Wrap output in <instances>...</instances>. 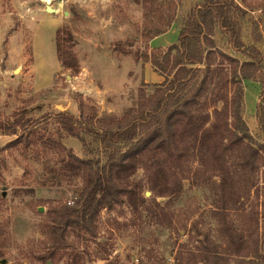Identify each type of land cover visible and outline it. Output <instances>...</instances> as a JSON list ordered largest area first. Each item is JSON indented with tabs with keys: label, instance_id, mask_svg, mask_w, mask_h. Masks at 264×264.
I'll list each match as a JSON object with an SVG mask.
<instances>
[{
	"label": "rangeland",
	"instance_id": "374dc122",
	"mask_svg": "<svg viewBox=\"0 0 264 264\" xmlns=\"http://www.w3.org/2000/svg\"><path fill=\"white\" fill-rule=\"evenodd\" d=\"M145 1L0 0V124L12 121L26 110L28 118L42 120L35 130L37 137L43 136L37 144L25 147L14 145L16 135L0 132V264H68L71 252L79 253L80 264H177V252L183 250V246L194 250L196 237L218 236L220 224L213 215L217 197L212 196L207 185L195 183L194 173L199 171L198 182L205 175L198 170L201 163L191 153L183 160V169L190 176L183 180L185 190L177 197L156 198L142 167L129 183V187L136 183L141 186L146 206L153 204L152 200L167 206L170 223L157 220L144 206L139 209L140 215L136 214L124 202L113 210L102 211L95 237L85 234L78 237L69 232L66 241L73 244L71 249L50 256L51 211L64 204L74 205L86 181L78 173L65 171L61 155L49 147L48 140L61 141L79 157L95 163L106 161V150L98 140L60 134L54 121L50 123L46 116L70 111L80 118L81 97L86 105L85 124L92 122L100 129L102 120H123L125 115L137 111L140 103L146 104L155 97L157 89L166 88L172 77L165 79L168 69L157 68L143 55L146 24L161 26L156 22L159 17L146 13ZM197 1L181 2L177 20L168 31L173 27L179 30ZM248 1L264 3L263 0ZM48 5L54 11H48ZM259 18L261 21L264 16ZM262 27L264 35V25ZM171 33L175 35L174 31ZM250 33L251 28L246 26L247 42L251 40ZM58 39L65 44V52L77 60L76 71L61 66ZM221 46L234 54L225 42H221ZM258 46L264 55V40ZM161 56L162 59L164 56ZM231 67V63L221 57L217 69L230 71ZM238 81L225 83L222 90L214 89L223 100H216L208 108H222L227 99L232 101L240 91ZM242 82L245 119L251 132L257 135L259 126L255 113L263 86L252 79ZM229 117L232 123L231 114ZM128 145L122 142L119 150L125 151ZM260 164L253 173L255 186L246 205L229 213L238 217L245 209L258 206L260 235L264 236L263 159ZM229 165L233 172L240 173L233 157ZM151 249L152 257L148 255Z\"/></svg>",
	"mask_w": 264,
	"mask_h": 264
},
{
	"label": "trees",
	"instance_id": "16d2710c",
	"mask_svg": "<svg viewBox=\"0 0 264 264\" xmlns=\"http://www.w3.org/2000/svg\"><path fill=\"white\" fill-rule=\"evenodd\" d=\"M171 1H145L146 13L159 17L156 22L161 26L146 24L143 32L146 51L143 55L157 68L168 69V75H162L165 79L172 77L164 90L157 89L155 97L148 99L146 104L140 103L139 109L125 115L123 120H102L100 129L92 122L85 124L86 105L81 97L80 118L70 111H57L46 116L50 123L54 121L60 134L98 140L106 150V161L95 163L79 157L61 141L48 140L49 147L61 155L65 171L78 173L86 181L74 205L64 204L51 211V257L56 252L71 249L73 244L66 241L71 233L78 237L82 234L95 237L102 211L113 210L124 202L136 214L140 215L139 209L144 206L157 220L170 223L167 206L156 200L146 206L141 186L136 183L129 187V183L142 167L156 198L177 197L185 190L183 180L190 176L183 169V160L193 153L201 163L198 170L205 175L198 182V171L193 179L198 186L207 185L212 196L217 197L213 215L220 227L216 238L209 235L196 237L194 250L183 246V250L176 254L177 264H264L259 207L245 209V213L238 217L229 213L246 205L255 186L253 173L258 170L261 160L264 161V55L258 46L264 40L261 33L264 18L259 21V14H264V3L198 0L181 23L177 43L165 48H152L150 41L167 32L177 20L183 0ZM246 26L251 28L249 42L245 40ZM253 27L255 33L252 35ZM221 42L227 43L235 54L229 53ZM58 44L61 45L58 47L61 66L76 71L77 60L65 52V44L61 41ZM173 54L174 60H171ZM161 55L164 56L162 59ZM221 57L231 63L230 71L217 69ZM225 71L229 73L227 77ZM245 79L256 80L263 86L255 113L259 126L257 135L251 132L245 119L242 82ZM230 81L240 83L239 93L232 97V101L227 99L222 108H208L216 100H223L216 91L222 90L223 85ZM28 113L24 110L12 121L0 124L1 133L18 137L14 145L29 147L43 137H37L35 130L42 120L28 118ZM229 114L233 117L232 123L229 122ZM122 142L129 144L125 151L119 150ZM231 157L237 162L240 173L233 172L229 165ZM153 253L151 249L148 255L152 257ZM78 254L69 253L68 264H80Z\"/></svg>",
	"mask_w": 264,
	"mask_h": 264
},
{
	"label": "crops",
	"instance_id": "0c3cea01",
	"mask_svg": "<svg viewBox=\"0 0 264 264\" xmlns=\"http://www.w3.org/2000/svg\"><path fill=\"white\" fill-rule=\"evenodd\" d=\"M261 16H264V14H262ZM263 25H264V23L262 24V26ZM262 26H261V33L263 35V27ZM172 31L175 32V35L173 33H171ZM180 33H181V27H179V30L175 29V27H173L171 31H167V32L155 37L154 39H152L150 41V45L154 44V45H151L152 48H165V47H168L171 44L177 43V41H178V39L180 37ZM263 38H264V35H263ZM154 41H156V43H154ZM226 50H228V49H226ZM229 53H231V52L229 51ZM234 54H235V51H234ZM236 55H238V54H236ZM200 66L203 67L204 65H200Z\"/></svg>",
	"mask_w": 264,
	"mask_h": 264
},
{
	"label": "water",
	"instance_id": "95a60500",
	"mask_svg": "<svg viewBox=\"0 0 264 264\" xmlns=\"http://www.w3.org/2000/svg\"><path fill=\"white\" fill-rule=\"evenodd\" d=\"M46 1H48V0H46ZM49 3H50V2H49ZM47 10H48V11H54V9H53L50 5L47 6Z\"/></svg>",
	"mask_w": 264,
	"mask_h": 264
},
{
	"label": "bare ground",
	"instance_id": "6f19581e",
	"mask_svg": "<svg viewBox=\"0 0 264 264\" xmlns=\"http://www.w3.org/2000/svg\"><path fill=\"white\" fill-rule=\"evenodd\" d=\"M44 1L47 2V3H49L51 0H48V1L44 0ZM154 43H156V41H154Z\"/></svg>",
	"mask_w": 264,
	"mask_h": 264
}]
</instances>
